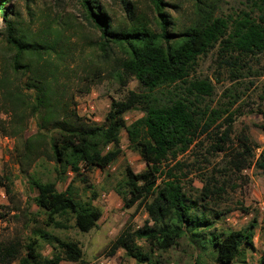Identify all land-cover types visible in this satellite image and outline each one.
I'll return each instance as SVG.
<instances>
[{"label": "trees", "instance_id": "1", "mask_svg": "<svg viewBox=\"0 0 264 264\" xmlns=\"http://www.w3.org/2000/svg\"><path fill=\"white\" fill-rule=\"evenodd\" d=\"M11 1L0 0V17L5 44L11 54L10 69L19 83H13L9 70L0 75L3 100L0 113L10 117L9 126H1L5 134L21 138V144L16 146L21 170L27 172L41 158L53 161L57 177L62 178L68 169L75 173L81 168L105 169L122 153L121 132L125 130L129 147L140 153L146 168L140 172L127 168L130 196L123 199L126 207L137 202L144 205L149 219L140 227L124 229L112 243V252L123 248L138 263L158 264L152 252L142 250L138 240L148 242L152 251H165L178 245L180 239L190 237L204 255H211L218 264H236L238 258L245 256L246 247L254 249L256 224L218 232L214 218L196 200L188 198L175 170L183 165L178 156L187 152L200 136L208 135L223 112H228V109L200 106L206 96L214 93L215 87L209 78L190 77L198 59L218 46L224 65L241 75L247 59L264 53V0H246L250 10L243 9L227 17L215 15L221 0L203 5L196 0V18L179 30L166 12L163 0H153L157 28L134 19L113 25L105 5L83 0L87 18L100 31L97 42L100 62L109 64L113 60L112 70L121 84L126 85L134 78L141 88L129 90L122 99H112L102 124L88 123L78 112L75 94L70 93L64 80L70 66L63 63L67 52L60 45L59 34L40 38L28 35L18 22L15 6L6 7ZM122 3L127 14L135 12L130 2L122 0ZM103 70L101 66L89 67L87 77H92V81L94 77L102 78ZM134 109L143 115L128 123L126 114ZM259 112L264 115V108H259ZM31 117L37 119L35 132L28 130ZM225 121L227 127L217 136L214 146L219 151L229 147L233 114ZM261 128L264 130V121ZM240 142L242 150L236 152L233 166L242 170L254 164V168L264 173V150L256 157L248 137ZM29 182L38 191L34 200L47 213V226L67 228L57 217L68 219L69 216L82 232L98 225L102 210L92 202L78 200L71 186L59 190L56 180L44 181L32 175ZM0 185L13 194L9 176L0 178ZM213 193L206 184L201 199L207 200ZM7 209V212L16 211L19 207ZM215 213L216 217L224 214ZM5 216L0 213V219ZM33 231L35 236L26 240L1 241L0 263L84 261V251L78 242L65 240L41 227ZM41 241L53 248L51 257L41 253ZM260 264H264V254Z\"/></svg>", "mask_w": 264, "mask_h": 264}, {"label": "rangeland", "instance_id": "2", "mask_svg": "<svg viewBox=\"0 0 264 264\" xmlns=\"http://www.w3.org/2000/svg\"><path fill=\"white\" fill-rule=\"evenodd\" d=\"M96 1L108 8L113 25L134 19L157 28L158 16L153 0H126L135 7L131 15L126 13L122 0ZM162 2L178 30L192 24L197 16L196 0ZM210 2L212 0H200L201 5ZM12 6L19 12L18 22L31 37H54L59 34L60 45L67 52L63 63L70 66L64 80L69 85L70 93L75 94L78 112L88 123L102 124L112 99H122L129 90L141 89L134 78L126 85L121 84L114 76L113 60L109 64L100 62L98 54L101 51L97 49L100 31L87 18L83 0H12L6 4L8 9ZM243 9L250 10L246 0H221L215 15L235 16ZM2 25L0 17V75L9 70L10 79L18 84L19 79L10 69L11 54L5 44ZM94 66L104 67V70L102 78L94 77L92 81L87 74L89 67ZM190 77L209 78L215 87L214 93L200 103L202 108L209 106L211 109H228V112H223V117L208 135L200 136L187 152L178 156L183 165L175 172L180 176L188 198L196 200L198 206L214 218L218 232L240 230L252 222L256 224L255 248L246 247L245 256L238 258L236 264H260L264 254V173L254 168V164L237 170L232 160L236 152L242 150L240 140L245 136L254 146L256 157L264 150V130L261 128L264 115L259 112V108H264V53L247 59L241 75H238V72L233 73L232 68L224 65L216 46L198 59ZM2 102L0 97V105ZM230 114L234 117L231 141L226 151H219L214 146L217 136L227 127L225 120ZM142 115L143 112L138 109L131 110L126 114L127 122L131 123ZM9 121L8 114L0 113V178L9 176L14 190L13 194H8L5 187L0 185V213L6 214L0 219V242L19 238L26 240L35 236L33 230L41 227L65 240L76 241L82 247L84 261L63 260L60 264H147L138 263L123 248L112 252V243L124 229L140 227L149 219L144 205L137 202L126 207L123 199L125 195L130 196L127 168L134 172L146 168L140 153L129 147L126 131L121 132L122 153L110 166L105 169L81 168L79 173L68 169L62 178L57 177L54 162L45 158L37 160L27 172L21 170L16 150L21 138L6 135L1 128L2 125L8 127ZM37 128L36 117H31L28 130L35 132ZM31 175L44 181L56 180L59 190L71 186L78 200L92 202L102 210L98 225L88 232H82L76 227L73 217L69 216L68 219L57 217L68 225L67 228L47 226V213L34 200L38 191L30 185ZM206 184L214 193L209 199L202 200ZM5 206H18L19 209L7 212ZM217 211L224 214L216 217ZM137 242L143 251L152 252L158 264H218L211 255H204L190 237L180 239L178 245L165 251H152L150 244L143 239ZM40 251L47 257L54 252L43 241ZM10 264H19V260Z\"/></svg>", "mask_w": 264, "mask_h": 264}]
</instances>
